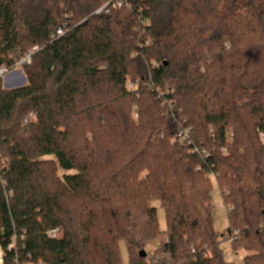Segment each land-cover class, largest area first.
Returning a JSON list of instances; mask_svg holds the SVG:
<instances>
[{
	"label": "trees",
	"instance_id": "trees-1",
	"mask_svg": "<svg viewBox=\"0 0 264 264\" xmlns=\"http://www.w3.org/2000/svg\"><path fill=\"white\" fill-rule=\"evenodd\" d=\"M108 1L0 0V66L41 48L25 86L0 79L3 264H120L123 242L130 264H152L140 252L161 236L163 264H229L221 240L236 232L231 250L264 264V0L95 14Z\"/></svg>",
	"mask_w": 264,
	"mask_h": 264
},
{
	"label": "built area",
	"instance_id": "built-area-1",
	"mask_svg": "<svg viewBox=\"0 0 264 264\" xmlns=\"http://www.w3.org/2000/svg\"><path fill=\"white\" fill-rule=\"evenodd\" d=\"M128 4L127 0H109L106 4H104L103 6H101L96 12L95 14L100 15V13H104L107 14L109 13V11L111 9H120L123 8L124 6H126ZM67 26H68V22L63 21L58 28L55 30L54 34L52 35L51 39L52 41H56L58 40L59 37L64 36L67 32ZM41 50L40 47L38 46H33L26 54L21 55L18 51L13 55V63L14 66L12 68H8L6 66H0V79H5L7 78V76L11 75L12 73H16L19 69L23 70L24 67L26 66H30V64H32V58L35 55V53L39 52ZM156 65V64H155ZM129 89L132 90L134 87L133 85H128ZM33 117V113L32 114H28V116L26 117V121L25 123H27L29 120H31ZM191 132H192V128H181L176 135L175 140L180 142L181 145L183 147H186L188 149V152L191 155H196L199 154L200 151L199 149L193 145V143L191 142ZM230 140H232V135H230ZM260 139L262 140V142H264V133L262 132L260 134ZM201 154L203 156H209L208 152L203 150L201 151ZM210 178L215 182L216 180V176L214 174L210 175ZM216 195V191H213L211 196L212 198H214ZM50 239L51 238H58L60 236V231L58 229H54L51 230V232L48 233ZM238 234V232H236L234 235L231 236H226L224 237V239H222V243H221V247L224 249L226 247L224 246H230L235 242V236ZM229 247V248H230ZM194 253V252H193ZM225 255H226V261L228 263H234L237 258L239 257V255L235 252H233L231 250V248L229 250L226 249L225 251ZM161 262V259H159L158 263Z\"/></svg>",
	"mask_w": 264,
	"mask_h": 264
},
{
	"label": "rangeland",
	"instance_id": "rangeland-1",
	"mask_svg": "<svg viewBox=\"0 0 264 264\" xmlns=\"http://www.w3.org/2000/svg\"><path fill=\"white\" fill-rule=\"evenodd\" d=\"M27 84V77H25L23 70H18L16 73H12L11 75L7 76V78L4 79V87L7 89H17L18 87H23ZM62 175V172H61ZM214 191H216V195L213 198L214 204H215V210H214V227L217 232L223 233L225 230H227L228 227V212L227 208L223 202V199L220 196V192L218 190V187L214 186ZM153 206L157 208V215H159V226L162 231H166V215H164L163 210L161 209L159 202H154ZM167 238V237H166ZM166 238L161 236L157 240H154L150 246L146 248V253L149 258V262L152 264H163L165 262L164 256L161 257V253L163 250L164 242L166 241ZM223 247V246H222ZM227 250H229L230 246H224ZM120 253H121V263L120 264H130L129 259V253H128V245H126L125 242L120 244ZM155 255H159L160 258H162L161 262L158 263V259L154 260L153 257ZM239 257L234 263L229 264H244V255L240 252L238 253ZM0 264H3V251L0 249ZM29 264V263H28Z\"/></svg>",
	"mask_w": 264,
	"mask_h": 264
},
{
	"label": "water",
	"instance_id": "water-1",
	"mask_svg": "<svg viewBox=\"0 0 264 264\" xmlns=\"http://www.w3.org/2000/svg\"><path fill=\"white\" fill-rule=\"evenodd\" d=\"M140 256H141V257H146V256H147L146 251H145V250L141 251V252H140Z\"/></svg>",
	"mask_w": 264,
	"mask_h": 264
}]
</instances>
